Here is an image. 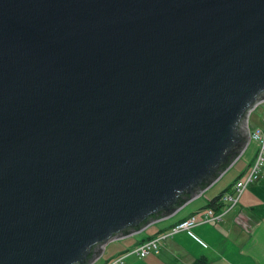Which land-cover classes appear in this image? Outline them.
<instances>
[{"label":"water","instance_id":"obj_1","mask_svg":"<svg viewBox=\"0 0 264 264\" xmlns=\"http://www.w3.org/2000/svg\"><path fill=\"white\" fill-rule=\"evenodd\" d=\"M264 0H0V264H91L249 140Z\"/></svg>","mask_w":264,"mask_h":264},{"label":"crops","instance_id":"obj_2","mask_svg":"<svg viewBox=\"0 0 264 264\" xmlns=\"http://www.w3.org/2000/svg\"><path fill=\"white\" fill-rule=\"evenodd\" d=\"M256 150L248 160L235 163L236 175L231 181L220 184L210 195L204 196L205 192L219 182L217 181L206 188V191L203 190L185 201L172 215L151 221L141 231L120 238L123 239L122 246H111L107 251L104 250L105 244L101 254L91 264L99 261V264H104L117 254L208 206L216 212L224 210L225 204L218 202L211 207L212 198L226 188H229L228 191L232 190L235 181L246 176ZM262 172L261 178L246 186L237 203L220 220L198 224L188 232L179 231L161 241L158 253L145 257L129 255L124 264H264V166ZM144 233L146 234L143 235ZM119 243L120 241L117 245Z\"/></svg>","mask_w":264,"mask_h":264},{"label":"built area","instance_id":"obj_3","mask_svg":"<svg viewBox=\"0 0 264 264\" xmlns=\"http://www.w3.org/2000/svg\"><path fill=\"white\" fill-rule=\"evenodd\" d=\"M253 107L248 111L246 116L247 119ZM249 138L257 142L258 148L254 155L253 161L250 165L248 174L245 177V180L236 181L233 190L231 192H225L221 195L220 197L221 199L231 203V205H229L228 207L225 204L227 210L236 204L235 202L237 201V196L243 192L244 188L249 184V182L260 178L262 175L260 171L263 168V163H264V129L260 127L251 129L249 127ZM222 212L223 211L216 212L210 207L202 209L195 214L180 219L179 221L174 223L169 229L163 231L162 233L157 234L151 238H148L136 244L132 248L127 249L121 252L120 254H117L116 256L106 261L104 264H124L125 258L128 257L129 255H135L137 257H145L151 253H158L160 251V244L162 240L170 237L171 235L179 231L191 230L193 227H195L198 224L206 223L211 220L218 221L222 217Z\"/></svg>","mask_w":264,"mask_h":264},{"label":"rangeland","instance_id":"obj_4","mask_svg":"<svg viewBox=\"0 0 264 264\" xmlns=\"http://www.w3.org/2000/svg\"><path fill=\"white\" fill-rule=\"evenodd\" d=\"M247 123H248V126L252 129V128H256V127H260V128H262V129H264V101H261V102H259V103H257L254 107H253V109L250 111V113H249V115H248V119H247ZM256 144H257V142L255 141V140H252L251 138H249V140H248V143H247V145L245 146V148L243 149V151H242V153L237 157V159L230 165V166H228L226 169H225V171H224V173L214 182V183H212L211 185H213V184H215L217 181H219L212 189H210L209 191H207V192H205V194H204V196H208V195H210L215 189H217V187L220 185V184H222V183H224V182H229V181H231L234 177H235V175H236V173H235V166H236V164L237 163H239V162H243V161H245V160H248L249 159V157L252 155V152L254 151V150H256V148H258V144H257V147H256ZM239 159V161H237ZM237 161V162H236ZM236 162V164H234ZM245 163V162H244ZM234 164V165H233ZM233 165V166H232ZM251 165V164H250ZM263 166H264V163H263ZM250 167V166H249ZM260 173L262 174L263 172H262V169H261V171H260ZM248 174V173H247ZM247 174H246V176H247ZM245 176V177H246ZM262 176V175H261ZM245 177L243 178V179H241V181H243V180H245ZM261 178V177H260ZM260 178H258V179H255V180H253V181H251V182H249V184L250 183H252V182H256V181H258ZM210 185V186H211ZM246 188V187H245ZM244 188V189H245ZM207 190V189H206ZM205 190V191H206ZM204 193V192H203ZM239 196H240V194L237 196V201H238V198H239ZM199 197H201V196H199ZM203 197V196H202ZM237 201L235 202V203H237ZM218 203H220V204H226V206L228 207L229 205H231V203H229V202H227V201H224L223 199H218ZM234 206V205H233ZM232 206V207H233ZM226 210H227V208L225 207L224 208V210H221V211H223L222 212V215L226 212ZM229 210V209H228ZM222 218V217H221ZM211 221H213V220H211ZM188 232V231H187ZM162 233V232H161ZM146 233H144L143 235H145ZM160 234V233H159ZM123 239H120V238H118V239H113V240H110V241H108L107 243H106V245H105V247H104V250L106 249L107 251H109V249H110V247L111 246H114V248H118V246H122L123 244V241H122ZM118 241H120V243H119V245H117V242ZM164 241V240H163ZM162 243V242H161ZM125 244H127V242L125 243ZM160 246H161V244H160ZM105 252L103 251V254H104ZM126 259V258H125ZM100 263V261L99 262H97L96 264H99Z\"/></svg>","mask_w":264,"mask_h":264},{"label":"trees","instance_id":"obj_5","mask_svg":"<svg viewBox=\"0 0 264 264\" xmlns=\"http://www.w3.org/2000/svg\"><path fill=\"white\" fill-rule=\"evenodd\" d=\"M238 160H239V159H238ZM238 160H237V161H238ZM237 161H236V162H237ZM236 162H235V163H236ZM235 163H234V164H235ZM228 189H229V188H226V189L220 191L218 195L214 196V197L212 198L211 202H210V206H211V207H214L215 204H217L218 199H220V197H221V195H222L223 193H225V192H231V191L233 190V188H232V190H230V191H228ZM208 207H209V206H208ZM143 241H144V240H143ZM141 242H142V241H141Z\"/></svg>","mask_w":264,"mask_h":264}]
</instances>
